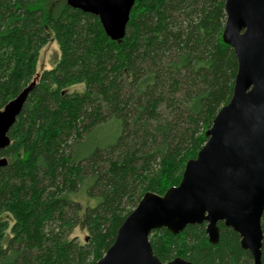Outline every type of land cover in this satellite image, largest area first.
Listing matches in <instances>:
<instances>
[{"label": "trees", "instance_id": "obj_1", "mask_svg": "<svg viewBox=\"0 0 264 264\" xmlns=\"http://www.w3.org/2000/svg\"><path fill=\"white\" fill-rule=\"evenodd\" d=\"M225 2L135 0L118 43L66 0H0V111L33 85L52 35L61 52L1 152L0 264H97L146 193L179 186L233 96L238 63L222 38ZM79 84L85 92H67ZM112 122L114 144L82 155L88 137ZM87 187L100 199L94 208L74 199ZM79 226L84 243L72 237ZM219 228L217 245L205 224L178 235L161 229L150 242L163 263L253 264L240 236Z\"/></svg>", "mask_w": 264, "mask_h": 264}, {"label": "water", "instance_id": "obj_2", "mask_svg": "<svg viewBox=\"0 0 264 264\" xmlns=\"http://www.w3.org/2000/svg\"><path fill=\"white\" fill-rule=\"evenodd\" d=\"M73 9L100 19L106 35L122 42L135 0H66ZM223 41L237 58L233 96L206 132V144L186 163L181 183L160 196L144 195L126 218L114 243L97 264H193L182 258L163 263L150 236L166 229L206 225L209 242L220 240L219 224L234 230L253 264H262L264 214V0H226ZM35 83V82H34ZM33 83V85H34ZM30 85L0 111L1 157L8 134L21 113Z\"/></svg>", "mask_w": 264, "mask_h": 264}, {"label": "rangeland", "instance_id": "obj_3", "mask_svg": "<svg viewBox=\"0 0 264 264\" xmlns=\"http://www.w3.org/2000/svg\"><path fill=\"white\" fill-rule=\"evenodd\" d=\"M61 52L58 45L56 38L52 35L48 43L43 46L40 50L39 59L36 67V77L35 82L38 81L40 76L48 70H51L55 67L56 63L60 60ZM86 91L85 84H79L76 86H72L67 89L68 93L79 92L83 93ZM118 129L116 124L113 122L103 126L99 130L94 131L89 137L88 140L85 142L84 146L81 148L82 155L91 154L97 147H107L109 145L114 144L117 139ZM88 188L87 187L79 196L75 197L74 199L84 206V208H94L100 202V199L92 198L88 195ZM87 232L81 226L77 227L72 237H77L80 242L84 243L87 238Z\"/></svg>", "mask_w": 264, "mask_h": 264}]
</instances>
